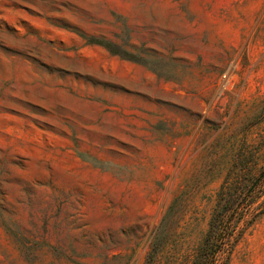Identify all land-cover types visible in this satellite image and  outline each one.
<instances>
[{
	"label": "rangeland",
	"instance_id": "rangeland-1",
	"mask_svg": "<svg viewBox=\"0 0 264 264\" xmlns=\"http://www.w3.org/2000/svg\"><path fill=\"white\" fill-rule=\"evenodd\" d=\"M262 176L264 0H0V264H196Z\"/></svg>",
	"mask_w": 264,
	"mask_h": 264
},
{
	"label": "trees",
	"instance_id": "trees-1",
	"mask_svg": "<svg viewBox=\"0 0 264 264\" xmlns=\"http://www.w3.org/2000/svg\"><path fill=\"white\" fill-rule=\"evenodd\" d=\"M111 51V50H110ZM113 52V51H112ZM264 178V176H262ZM264 179L257 180L251 192L245 198L253 197V192L256 191L259 185H262ZM225 190V189H224ZM231 190V189H230ZM240 196L230 194V199L225 203H219L210 222V229L206 237L203 252L196 264H218L221 255H226V263L229 264L232 254L241 241L245 232L256 222V220L264 214L262 210L254 215V202L241 203L235 199ZM233 200V201H231ZM247 216H252L247 219ZM246 218V224L240 228V218Z\"/></svg>",
	"mask_w": 264,
	"mask_h": 264
}]
</instances>
